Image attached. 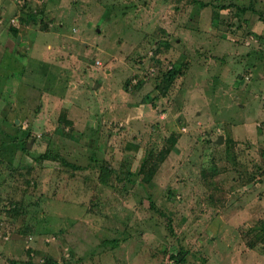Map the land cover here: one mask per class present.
Instances as JSON below:
<instances>
[{
  "label": "rangeland",
  "instance_id": "obj_1",
  "mask_svg": "<svg viewBox=\"0 0 264 264\" xmlns=\"http://www.w3.org/2000/svg\"><path fill=\"white\" fill-rule=\"evenodd\" d=\"M0 20V264H264V0H0Z\"/></svg>",
  "mask_w": 264,
  "mask_h": 264
},
{
  "label": "trees",
  "instance_id": "obj_2",
  "mask_svg": "<svg viewBox=\"0 0 264 264\" xmlns=\"http://www.w3.org/2000/svg\"><path fill=\"white\" fill-rule=\"evenodd\" d=\"M202 4L203 6H206V3H202ZM214 9H217L216 6H214ZM216 13H218V10H214V13L212 12V14H216ZM28 18H31L32 20H36L35 15L25 14V18H23L24 19L23 21L27 22ZM9 30L15 33L18 31L15 27H9ZM181 70L182 69H178V70L171 69V71H168L165 75L166 76L165 81H167V84L171 83L173 78L179 75ZM175 141H176V137L172 134L166 140L167 145L165 149L161 150L159 153H153L150 151L148 152V154L144 158V161L141 165V169L139 171V176L142 181L148 182L151 180L152 175L155 174L156 172L158 164L164 160L165 156H167L170 150L174 147ZM48 157H49V154L47 152H44L38 157V159L41 160V159H46ZM64 163L67 164V162H64ZM105 164H106L105 166H102V170L99 176L102 182H106L107 172L112 170L111 166L108 163H105ZM151 206H153V204H151ZM260 228L261 230H264V225ZM51 264H55V263L52 262Z\"/></svg>",
  "mask_w": 264,
  "mask_h": 264
},
{
  "label": "water",
  "instance_id": "obj_3",
  "mask_svg": "<svg viewBox=\"0 0 264 264\" xmlns=\"http://www.w3.org/2000/svg\"><path fill=\"white\" fill-rule=\"evenodd\" d=\"M222 137L221 136H218L217 139L215 140V143L217 144H221L222 143Z\"/></svg>",
  "mask_w": 264,
  "mask_h": 264
},
{
  "label": "crops",
  "instance_id": "obj_4",
  "mask_svg": "<svg viewBox=\"0 0 264 264\" xmlns=\"http://www.w3.org/2000/svg\"><path fill=\"white\" fill-rule=\"evenodd\" d=\"M1 24H2V21L0 20V26H1ZM9 26V25H8ZM14 26H15V23H14ZM10 27V26H9ZM1 29V28H0ZM2 30V29H1ZM8 30V29H7ZM8 32H10L9 30H8ZM19 33H17V35H18ZM51 48V47H50ZM56 59H60L59 57H57ZM44 61H46V62H49V60H44Z\"/></svg>",
  "mask_w": 264,
  "mask_h": 264
}]
</instances>
